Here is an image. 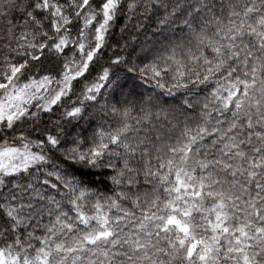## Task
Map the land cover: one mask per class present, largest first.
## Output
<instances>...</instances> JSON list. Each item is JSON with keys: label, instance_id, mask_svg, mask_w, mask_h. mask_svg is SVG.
<instances>
[{"label": "snow or ice", "instance_id": "6c2138e0", "mask_svg": "<svg viewBox=\"0 0 264 264\" xmlns=\"http://www.w3.org/2000/svg\"><path fill=\"white\" fill-rule=\"evenodd\" d=\"M0 264H264V0H0Z\"/></svg>", "mask_w": 264, "mask_h": 264}]
</instances>
